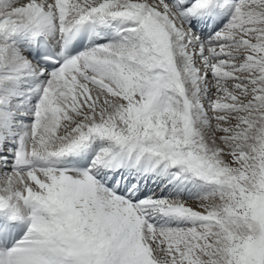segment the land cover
Returning a JSON list of instances; mask_svg holds the SVG:
<instances>
[{
  "label": "snow or ice",
  "instance_id": "1",
  "mask_svg": "<svg viewBox=\"0 0 264 264\" xmlns=\"http://www.w3.org/2000/svg\"><path fill=\"white\" fill-rule=\"evenodd\" d=\"M0 264H264V0H0Z\"/></svg>",
  "mask_w": 264,
  "mask_h": 264
}]
</instances>
